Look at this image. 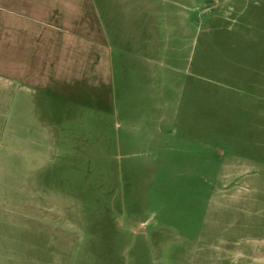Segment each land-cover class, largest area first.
I'll list each match as a JSON object with an SVG mask.
<instances>
[{
	"label": "rangeland",
	"instance_id": "obj_1",
	"mask_svg": "<svg viewBox=\"0 0 264 264\" xmlns=\"http://www.w3.org/2000/svg\"><path fill=\"white\" fill-rule=\"evenodd\" d=\"M150 9L160 42L183 48L176 72L161 61L156 75L139 73L133 59L125 70L114 51L112 92L96 91L94 107L85 100L75 146L60 141L42 178L24 177L43 169L41 148L35 158L20 143L39 142L30 120L1 115L0 204L48 190L43 212L65 234L33 243L64 255L49 264H264V41L263 55H243L263 74L241 68L236 51L238 19L264 39V0H150ZM24 213L0 226V264H24ZM72 221L79 228L68 232Z\"/></svg>",
	"mask_w": 264,
	"mask_h": 264
},
{
	"label": "crops",
	"instance_id": "obj_2",
	"mask_svg": "<svg viewBox=\"0 0 264 264\" xmlns=\"http://www.w3.org/2000/svg\"><path fill=\"white\" fill-rule=\"evenodd\" d=\"M147 1L150 2L0 0V116H27L31 129H26L36 132L39 142L34 144L26 137L20 143L35 158L34 149L42 150L40 163L43 169L28 168L24 177L42 178L54 173L56 166H52L56 163V147L60 141L67 140L70 147L75 146L77 135L74 126L79 120V110L87 106L85 100L94 107L99 95L96 91L100 94L112 92L114 51H117L116 58L120 60L121 67L125 66L123 59L124 62L133 59L138 63L139 73H142L141 67L148 66L152 67L154 76L159 62L166 61L168 71L176 72L171 65L182 60L183 48H169L160 42L152 22L154 12L150 9L151 12L145 14L143 10ZM236 24V51L242 58L238 63L251 73L263 74L258 69L253 70L254 67L243 56L250 58L254 52L263 55V36H257L254 27L243 25L239 19ZM84 88L89 90L81 94ZM38 100L39 109L36 108ZM39 113L43 117H38ZM15 119L13 117L11 123L14 129ZM65 126L66 134L61 133ZM16 141L14 137L13 147ZM25 162L31 161L26 159ZM47 191L40 194L31 189L29 204L17 202L18 196H15V203L10 202L6 208L0 204V226L7 221L9 229L17 221L13 216L15 209L16 212H25L20 218L28 225L31 234L26 232L20 238L21 243H25L20 255L24 264H49L48 259L64 256L59 250L50 251L48 247L39 252L33 248L37 241L57 245L65 241L60 225L56 221L50 222V213L43 212L49 210L48 204L54 201L51 197L49 200ZM34 215L38 217L37 222L33 221ZM67 226L68 232H72L75 227L79 228V223L72 221ZM34 228L37 237L32 235ZM11 238H8L10 244L17 241ZM14 256L16 258V253L10 247L8 257L13 259Z\"/></svg>",
	"mask_w": 264,
	"mask_h": 264
}]
</instances>
